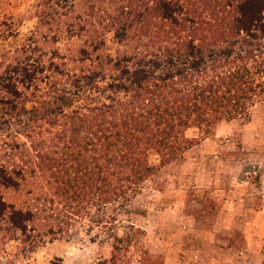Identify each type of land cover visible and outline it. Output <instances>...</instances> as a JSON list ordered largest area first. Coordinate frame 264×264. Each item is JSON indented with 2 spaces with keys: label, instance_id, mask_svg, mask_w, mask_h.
Segmentation results:
<instances>
[{
  "label": "trees",
  "instance_id": "trees-1",
  "mask_svg": "<svg viewBox=\"0 0 264 264\" xmlns=\"http://www.w3.org/2000/svg\"><path fill=\"white\" fill-rule=\"evenodd\" d=\"M36 17L0 65V231L29 252L84 219L119 241L108 210L264 99V0H40Z\"/></svg>",
  "mask_w": 264,
  "mask_h": 264
},
{
  "label": "rangeland",
  "instance_id": "rangeland-1",
  "mask_svg": "<svg viewBox=\"0 0 264 264\" xmlns=\"http://www.w3.org/2000/svg\"><path fill=\"white\" fill-rule=\"evenodd\" d=\"M39 1L0 0V65L37 29ZM79 44L62 39L51 48L70 57ZM108 212L119 241L103 227L87 230L86 219L31 252L0 231V264H165L169 248L175 264L187 253L198 264H264V99L158 166L129 204ZM185 215L196 227L187 234Z\"/></svg>",
  "mask_w": 264,
  "mask_h": 264
},
{
  "label": "crops",
  "instance_id": "crops-1",
  "mask_svg": "<svg viewBox=\"0 0 264 264\" xmlns=\"http://www.w3.org/2000/svg\"><path fill=\"white\" fill-rule=\"evenodd\" d=\"M184 219H185L184 223H186V225H187V231L185 233L187 234V233H191V231H195L196 227L193 226L194 225L193 224L194 223L193 217L190 215H185ZM174 229L176 230V225L175 226L173 225V231H174ZM189 240L194 242V243L196 242V238L191 237ZM187 251H189V250H187ZM175 254H177V253H175V250H173V248H169V250L167 251V255H166V260H168V261L165 264H175L174 262H175V260H177L175 257L176 256ZM181 258L182 259H180V260L178 259V260L182 264H198L196 260H193L192 256L188 255V253L185 254Z\"/></svg>",
  "mask_w": 264,
  "mask_h": 264
}]
</instances>
